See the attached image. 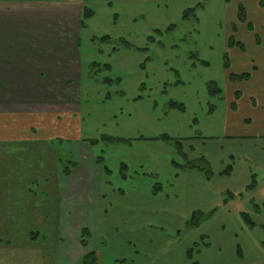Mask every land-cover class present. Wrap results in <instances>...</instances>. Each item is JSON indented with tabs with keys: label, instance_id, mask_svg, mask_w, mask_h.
Returning a JSON list of instances; mask_svg holds the SVG:
<instances>
[{
	"label": "rangeland",
	"instance_id": "rangeland-1",
	"mask_svg": "<svg viewBox=\"0 0 264 264\" xmlns=\"http://www.w3.org/2000/svg\"><path fill=\"white\" fill-rule=\"evenodd\" d=\"M88 7L80 77L53 95L47 136L0 145V167H34L25 194L40 215L58 214L72 163L102 177L105 201L75 198L66 222L93 231L102 264H264V0Z\"/></svg>",
	"mask_w": 264,
	"mask_h": 264
},
{
	"label": "crops",
	"instance_id": "crops-1",
	"mask_svg": "<svg viewBox=\"0 0 264 264\" xmlns=\"http://www.w3.org/2000/svg\"><path fill=\"white\" fill-rule=\"evenodd\" d=\"M95 1L108 0H0L2 146L47 136L42 127L47 130L58 115L53 95L65 92L80 77V35L89 21L84 20V13L86 9L92 11L93 19L94 11L88 5ZM246 74L251 77L250 73ZM260 108L264 119V106ZM73 111L69 107L62 113L75 115ZM43 120H48L47 124ZM81 169L77 162L70 176L57 177L58 214L51 216L50 213L40 215L45 209L33 208L26 200L25 192L36 179L34 167H0V264H78L91 252L99 254L102 264L99 249L91 247L93 231L86 228L90 238L88 246L83 247V228L79 226L74 231L66 224L71 218L67 206L75 198L82 206L86 205L83 201L99 205L105 201V194L100 190L103 178L94 177L93 182L88 172ZM27 175H30L28 182ZM92 189H99L94 197L90 193ZM98 212L100 209L99 216Z\"/></svg>",
	"mask_w": 264,
	"mask_h": 264
},
{
	"label": "trees",
	"instance_id": "trees-1",
	"mask_svg": "<svg viewBox=\"0 0 264 264\" xmlns=\"http://www.w3.org/2000/svg\"><path fill=\"white\" fill-rule=\"evenodd\" d=\"M191 12H193V11H188L185 14L186 15L185 17L188 18V14L191 13ZM240 14H241V17L243 18L244 17L243 15L245 14V11H244L243 8H241ZM92 16H93V12L90 11V10H88V9H86L85 10V13H84V20H90L92 18ZM83 25H85V22L83 23ZM231 46H233V47L235 46L234 45V42L231 43ZM239 47L242 48V45H240ZM225 67H226V69H228L227 63L225 65ZM249 78H250V75L249 74H243V75L231 74L230 75V79L232 81H234V80H237V81H245V80H249ZM211 87H213V90H215V91L212 90L213 93H215L216 91H217V93H221L222 92L221 90H219L217 88V86H216L215 83H211ZM159 139L170 140V138H168L167 136L165 138L162 137V138H159ZM178 148H179V150L181 152H183V147H182L181 142H178ZM71 165H73V169H74L77 166V163L74 162ZM190 167H193L192 164H190ZM73 169L64 170L63 171V174L68 177V176L71 175ZM194 222H195V218L193 219L192 224H194ZM82 238H83V240H82V246L83 247H87L88 246V241L87 240L90 238V231L87 230V229H83L82 230ZM78 264H100L99 254L96 253V252L88 253L87 255H85L81 259L80 263H78Z\"/></svg>",
	"mask_w": 264,
	"mask_h": 264
}]
</instances>
